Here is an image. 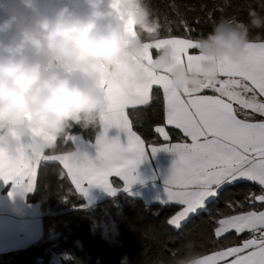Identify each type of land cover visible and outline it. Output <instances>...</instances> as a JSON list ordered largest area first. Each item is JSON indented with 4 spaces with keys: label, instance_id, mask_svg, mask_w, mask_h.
<instances>
[{
    "label": "snow or ice",
    "instance_id": "6c2138e0",
    "mask_svg": "<svg viewBox=\"0 0 264 264\" xmlns=\"http://www.w3.org/2000/svg\"><path fill=\"white\" fill-rule=\"evenodd\" d=\"M170 7L180 20L174 24L165 16L161 36L145 44L147 79L108 83L110 102L101 115L94 159L81 165L62 148L40 154L22 146L12 156L0 149V183L31 192L38 166L46 174L48 162H58L59 179L76 191L86 194L88 186L99 185L115 192L117 180L110 177L128 188L141 159L164 149L176 159L158 199L171 209L166 223L184 241L179 250H169L165 264L191 251L203 254L198 264H264V27L250 29L252 38L239 59L218 61L216 77L195 87L185 81L178 88L171 82L177 65L192 70L208 59L197 49L201 21L240 19L243 10L248 15L256 6L248 0H213L211 6L202 3L204 17L192 21L175 0ZM257 11L264 14V7ZM165 45L173 49L171 63L152 70L153 52ZM113 126L125 133L124 143L107 135ZM69 142L82 143L75 134L66 138Z\"/></svg>",
    "mask_w": 264,
    "mask_h": 264
},
{
    "label": "clouds",
    "instance_id": "9594fccd",
    "mask_svg": "<svg viewBox=\"0 0 264 264\" xmlns=\"http://www.w3.org/2000/svg\"><path fill=\"white\" fill-rule=\"evenodd\" d=\"M252 27H264V14L256 8L248 9L247 21L217 20L196 37L199 53L208 59L192 70L177 65L172 84L180 88L187 81L195 87L216 77L219 60L239 59ZM160 36L149 0L0 2V149L12 156L22 146L40 154L62 148L86 165L94 159L86 145L65 148L66 138L77 125L101 124L110 81L147 79L145 44ZM172 53L169 45L157 49L148 67L164 69ZM16 194L23 199L27 191L21 187ZM202 255L185 252L170 264H198Z\"/></svg>",
    "mask_w": 264,
    "mask_h": 264
},
{
    "label": "trees",
    "instance_id": "16d2710c",
    "mask_svg": "<svg viewBox=\"0 0 264 264\" xmlns=\"http://www.w3.org/2000/svg\"><path fill=\"white\" fill-rule=\"evenodd\" d=\"M149 2L161 24L165 16L174 24L179 23L180 16L170 7L172 0ZM248 2L259 10L264 0ZM175 3L183 17L192 21L197 16L204 17L200 5L211 6L213 0H175ZM189 5H194L195 10H189ZM240 19L248 20L246 9ZM201 25L203 33L211 30V23L202 20ZM99 129L100 124L87 129L77 125L71 131L94 140ZM64 147H72V143ZM48 165L46 174L38 167L36 187L28 194V200L41 207L42 234L24 247L0 252V264H55V259L61 264H160L170 255L169 250H179L184 243L181 233L166 223L171 214L168 207L147 204L125 191L88 205L70 183L59 179L58 162ZM113 179L121 185L120 180Z\"/></svg>",
    "mask_w": 264,
    "mask_h": 264
},
{
    "label": "crops",
    "instance_id": "0c3cea01",
    "mask_svg": "<svg viewBox=\"0 0 264 264\" xmlns=\"http://www.w3.org/2000/svg\"><path fill=\"white\" fill-rule=\"evenodd\" d=\"M154 55L155 52H153ZM101 130L100 124L98 133ZM107 135L109 138L118 136L122 143L126 140L125 133L115 126L108 130ZM76 136L95 157V139L88 140L80 134ZM175 159V153L164 149H160L155 154L149 151L146 157L138 163L134 173L137 179L128 188H124V181L120 180L121 185L114 184L117 189L115 192H110L99 185H91L88 186L86 194L79 193L86 199L88 205H94L102 199L116 196L122 191L134 198L143 200L147 204H161L158 198L164 195V182ZM10 192L13 194L9 195ZM31 192H27L25 197L21 199L10 184L0 183V252L24 247L41 236L42 210L38 203H32L28 200V194Z\"/></svg>",
    "mask_w": 264,
    "mask_h": 264
},
{
    "label": "rangeland",
    "instance_id": "374dc122",
    "mask_svg": "<svg viewBox=\"0 0 264 264\" xmlns=\"http://www.w3.org/2000/svg\"><path fill=\"white\" fill-rule=\"evenodd\" d=\"M55 264H61L60 260L59 259H55Z\"/></svg>",
    "mask_w": 264,
    "mask_h": 264
}]
</instances>
